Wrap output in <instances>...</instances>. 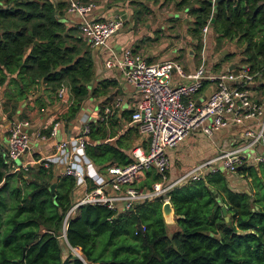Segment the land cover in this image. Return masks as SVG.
<instances>
[{
  "label": "trees",
  "instance_id": "1",
  "mask_svg": "<svg viewBox=\"0 0 264 264\" xmlns=\"http://www.w3.org/2000/svg\"><path fill=\"white\" fill-rule=\"evenodd\" d=\"M162 2L186 10L196 53L200 28L211 16L215 40L235 41L240 61L257 72L254 85L264 94V0H218L214 6L209 0ZM62 9L61 0H0L1 109L9 122L24 119L23 111L16 115L19 100L40 84L55 96L65 83L70 102L53 124L74 118L85 98L104 96L100 118L86 122L84 152L99 172L108 164L124 165L131 161L125 135L115 136L114 144L104 140L114 124L101 114L115 81H93L90 52L76 26L59 20ZM32 100L36 104L38 98ZM49 129L38 134L48 135ZM131 129L136 131L129 126L128 133ZM4 149L0 146V264H264V160L236 166L233 174L245 186L233 187L228 172L219 169L171 186L165 193L173 211L171 232L160 214V196L116 211L83 203L61 236L74 177L56 173L52 164L11 171ZM145 177L137 187L159 179L152 170ZM91 186L85 183L86 190Z\"/></svg>",
  "mask_w": 264,
  "mask_h": 264
},
{
  "label": "built area",
  "instance_id": "2",
  "mask_svg": "<svg viewBox=\"0 0 264 264\" xmlns=\"http://www.w3.org/2000/svg\"><path fill=\"white\" fill-rule=\"evenodd\" d=\"M61 1L65 11L78 16L76 27L80 38L89 45L104 48L107 54L105 65L119 67L124 80L133 87L134 100L128 122L146 140L145 147L137 145L131 148L130 162L108 164L99 172L84 152L86 118L80 119L77 133L57 140L50 152L37 158H22L31 142L26 132L28 121L19 119L8 123L4 150L11 171L25 170L30 164L60 165L61 173L74 177L75 187L83 186L81 195L72 201L62 216L61 236L67 219L83 203L102 204L116 211L160 196L164 201L167 200L165 193L175 184L197 179L216 169L234 173L239 164H255L264 160V97H253L251 87L257 83V72L246 63L235 69L207 71L201 48L211 16L200 28L199 61L191 71H184L181 64L171 57L147 61L128 46L115 53L107 42L122 25L123 19L119 15L94 18L90 16L92 0ZM205 80L212 85L200 97ZM64 90V85L60 84L55 97H61ZM116 105L117 101L112 107ZM111 109V106H104L103 113H109ZM244 122L234 146L200 160L172 180L167 178L169 158L166 150L175 147L191 131L198 129L209 135L219 128ZM55 129L56 122L50 125L48 135H54ZM38 136L45 138L46 135ZM148 168H153L159 179L146 188L134 185ZM87 181L92 184L88 190L85 189Z\"/></svg>",
  "mask_w": 264,
  "mask_h": 264
},
{
  "label": "crops",
  "instance_id": "3",
  "mask_svg": "<svg viewBox=\"0 0 264 264\" xmlns=\"http://www.w3.org/2000/svg\"><path fill=\"white\" fill-rule=\"evenodd\" d=\"M92 2L93 6L90 16L94 18H105L119 15L123 19L121 27L109 37L107 42L115 53H118L120 48L128 46L132 52L141 55L147 61H157L171 57L181 64L184 71H191L198 63L199 56L193 48L194 39H192L187 31L188 22L191 18L186 14L185 9L177 11L183 17L182 25L183 28H185L184 33H186L184 38L188 39V43L179 44L176 42L170 48H164L165 39L161 37L168 32L169 23L166 17L173 16L174 18L176 14H178V12H173V15H170L165 12L164 5L167 2H162V0H92ZM62 10L63 13L59 20L64 26H76L78 16L74 13L65 11V9ZM209 33H212L210 28L205 34L201 48L203 49L201 54L205 59L207 71L217 72L220 70L235 69L242 64L240 61L241 54H234V47L236 46L234 40L228 41L226 39H221L222 43L224 41L229 43L230 52H226L228 44L223 47V49L221 48L219 50V56L221 55L219 61L215 60L214 55L210 56V48L211 45H213V33ZM160 42L162 48L159 46ZM85 45L93 60V81L95 82L102 78L115 81L109 87L107 96L110 98L107 104H105V106H111L112 109L109 113H103V111H101V114L108 115L107 117H109L110 125L112 126V124H114L113 127L110 128V135L104 140L114 144L115 136L123 134L125 135L123 141L127 145L125 149L126 153L130 152L131 148L137 145L145 147V136L133 129H131V133H128L129 126L132 128L134 127L128 122L134 100L133 87L124 80L119 67L105 65L104 60L107 54L104 48L92 46L87 43H85ZM181 81H185V79H181ZM61 84L64 85L65 83ZM211 85V82L208 80L203 82L199 93L200 97H203ZM64 87V94L56 98L49 90H44L43 85L40 84L28 94L26 98V100L28 99L27 103L26 100H19V110L16 112V115L23 111L25 114L24 119L26 118L28 121L26 130L29 131L31 142L28 150L29 152L27 153L30 158L43 156L52 150L54 142L77 133L79 129V119L86 118L87 121H90L100 118L98 107L99 104L105 100V97H87L81 102V107L74 118L69 121L57 119L55 134L40 138V136H38V131L40 129H48L51 121L56 117H60L67 109L70 99L66 84ZM251 87L253 97H256V92H259V97L256 98L259 99L264 97V94L260 93V90H258L254 84ZM1 96L2 87H0V101L2 100ZM35 97L38 98L36 104H34L32 100V98ZM116 101L118 105L112 107L113 103ZM39 106H41V108H38ZM16 118L17 117H15L14 120L23 119ZM8 123L9 121L6 119L5 112L2 111L0 105V146H2L3 149L6 145V129ZM245 123L246 122L242 124H231L227 127L219 128L209 135L203 134L198 129L191 131L175 147L166 150L169 158L167 178L172 180L200 160L213 156L223 149L234 146L237 143L236 137ZM3 130H5V136ZM26 154H24L22 158L26 157ZM52 166L56 173L60 172L62 168L60 165ZM147 170L155 172L153 168L146 169L143 176L136 181L134 185H139L140 180L142 181V179L146 178L145 173ZM226 174L230 180V185L238 179L233 173ZM82 190V185L74 188L72 192V201L81 195Z\"/></svg>",
  "mask_w": 264,
  "mask_h": 264
},
{
  "label": "rangeland",
  "instance_id": "4",
  "mask_svg": "<svg viewBox=\"0 0 264 264\" xmlns=\"http://www.w3.org/2000/svg\"><path fill=\"white\" fill-rule=\"evenodd\" d=\"M164 10L165 12H167L168 14L170 15H173V12H178L176 9H174V6L171 2H168V3H165L164 5ZM171 19V20H170ZM183 17L180 15V13L178 12V14H176V16L173 18V16H167L166 17V20L168 21L169 23V27H168V32L167 34H164L161 38L165 39L164 41V48H170L172 45H174L176 42L179 43V44H187L188 43V39H185L184 35L186 33H184L185 31V28H183V25H182V20ZM74 32L78 35V32L77 30H74ZM209 34H212V33H209ZM213 45H211V48H210V56H213L215 57V60L219 61L220 60V56H219V50L223 47H225L227 44V47L228 48L226 50V52H230V47H229V43L227 41H224L223 43L221 42H217L215 40V36L213 34ZM83 41V40H82ZM84 42V41H83ZM86 43V42H85ZM163 44V43H162ZM159 46H161L162 48V45H161V42L159 44ZM234 54H237L239 53L240 54V47L239 46H235L234 47ZM198 55V53H197ZM232 56V55H231ZM224 61V60H222ZM128 83V82H127ZM65 85V84H64ZM256 97H259V92H256ZM114 100V99H113ZM79 122H80V119H79ZM3 134L5 136V130H3ZM29 152V151H28ZM26 157H29V154L27 153L26 154ZM242 185V186H245V181L243 179H237L233 182L232 186L233 187H238L239 185ZM174 223H170V224H166V228H167V232H171L174 228ZM65 246V245H64ZM72 252L76 251L77 249L75 248H69ZM65 248L63 249V252H65Z\"/></svg>",
  "mask_w": 264,
  "mask_h": 264
},
{
  "label": "water",
  "instance_id": "5",
  "mask_svg": "<svg viewBox=\"0 0 264 264\" xmlns=\"http://www.w3.org/2000/svg\"><path fill=\"white\" fill-rule=\"evenodd\" d=\"M217 1H218V0H215V2H217ZM212 5L214 6L215 3H213ZM210 18H211V17H210ZM85 49H87L86 46H85ZM26 132L29 133L28 130H26ZM17 163H18V161H17ZM51 187H52V186H51ZM172 212H173V211H172V207H171L169 201H168V200H164V201H162L161 206H160V214H161V217H162L163 222H164L165 224H170V223L173 222ZM225 218H226V217H225ZM67 246L70 247L69 244H67ZM70 248H71V247H70ZM74 253H75L76 255L79 256V253H78L77 251H74Z\"/></svg>",
  "mask_w": 264,
  "mask_h": 264
},
{
  "label": "bare ground",
  "instance_id": "6",
  "mask_svg": "<svg viewBox=\"0 0 264 264\" xmlns=\"http://www.w3.org/2000/svg\"><path fill=\"white\" fill-rule=\"evenodd\" d=\"M78 252V250H76Z\"/></svg>",
  "mask_w": 264,
  "mask_h": 264
}]
</instances>
